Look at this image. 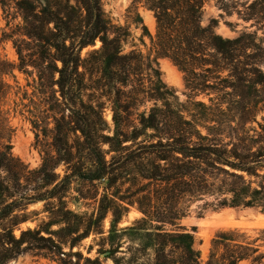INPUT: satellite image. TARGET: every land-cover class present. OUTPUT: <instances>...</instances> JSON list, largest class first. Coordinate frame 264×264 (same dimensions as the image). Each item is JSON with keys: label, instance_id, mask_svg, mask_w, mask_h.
<instances>
[{"label": "rangeland", "instance_id": "obj_1", "mask_svg": "<svg viewBox=\"0 0 264 264\" xmlns=\"http://www.w3.org/2000/svg\"><path fill=\"white\" fill-rule=\"evenodd\" d=\"M195 1L200 3L194 8L200 27L211 22L215 32L225 39L247 35L255 45L246 51L249 56L239 53L231 61L222 60L202 40L200 46L184 40L188 29L185 18ZM100 5L104 21L115 31L121 29L124 33L122 53L133 57L127 69L136 73V78H143L146 87L152 89L151 94L160 93L170 104V108L162 105L165 101L162 98L157 102L162 111L161 129H166L168 124L174 127L178 122L184 137L177 141L234 148L236 156L260 161V165L264 163V3L260 0H100ZM158 12L163 16L161 22ZM23 27L24 20L12 0H0V36L5 37L0 52L15 65L12 73L4 76L0 93V106L9 126L8 141L0 144H8L12 155L34 170L45 157H55V136L60 131L63 140L60 154L66 157L65 150L72 151V163L68 166L62 161L55 167L59 179L70 173V169L93 172L99 178L90 181L71 176L66 189H58L54 198L28 203L23 210L16 209L14 213L24 212L27 220L20 222L13 234L19 236L22 229L59 219L55 211L66 206L71 211L67 223L80 232L91 225L87 236L76 242L73 251L89 257L99 255L105 264H114L112 257L138 258L149 263L154 252L152 247L143 245L145 231L122 229L142 217L137 204L132 203L142 200V189L146 187V180L139 174L145 167L151 168V161H159L155 154L144 151L158 150L160 157L171 153L160 148L141 150L142 144L157 141L151 129L128 141L112 137L115 130L112 95L105 88L101 91L103 82L98 68L105 66L95 59L90 58L84 64L88 73L79 67L80 75L73 87L60 88L57 83L40 85L36 69L29 65L20 70L14 42L17 39L29 42L21 35ZM160 30L171 33L166 54L156 46ZM100 45L96 39L94 45L82 49L81 56ZM196 47L198 52L190 57V50ZM174 60L184 63L179 66ZM152 105V101H147L129 111L123 107L117 109L122 132L128 135L139 132L138 113ZM232 155L234 152L226 154L230 160L234 159ZM215 159L206 154L204 161L211 163ZM258 172L263 173L264 167ZM242 174L250 181L251 188L262 183L259 177ZM211 182L214 183L211 192L185 197L179 207L186 209L179 223L194 237L200 264L207 262L212 250L224 251L223 244L215 245L214 241L232 231L245 235L254 250L248 259L237 264H264V213L261 212L264 190L255 195H240L241 199L251 201L250 206L212 210L216 199L230 198L231 194L227 191L229 186L224 185L228 180L222 175H215ZM237 185L245 188L244 184ZM147 189L156 196L153 185ZM59 195L62 199L57 198ZM10 221L11 218L4 224L9 225ZM115 225L117 234L110 232ZM58 227L52 225L51 229ZM58 236L64 237L63 233L52 235L55 241H66ZM63 250L68 252L69 246L63 245ZM101 250H104L102 254L98 252ZM7 264H59V260L49 253L29 251Z\"/></svg>", "mask_w": 264, "mask_h": 264}, {"label": "trees", "instance_id": "obj_2", "mask_svg": "<svg viewBox=\"0 0 264 264\" xmlns=\"http://www.w3.org/2000/svg\"><path fill=\"white\" fill-rule=\"evenodd\" d=\"M260 1L264 3V0ZM12 2L24 20L21 35L29 40L26 42L25 39H17L16 43L14 42L19 58L17 67L20 70L32 66L38 72L40 85L57 83L60 88L73 87V82L80 75L79 67L82 66L83 71L88 73L85 63L90 58L95 59L105 66V69L98 68L103 82L101 91L105 88L112 95L115 125L112 137L117 141H128L137 139L142 134L145 135L146 130L151 129L157 141L142 144L141 150L160 148L171 153V156L160 157L156 149V152L144 151V154H155L159 157L157 159L159 161H151V168L145 167L139 174L146 180V187L142 189L144 192L142 200L132 203L137 204L142 217L136 220L134 225L122 229L145 231L146 241L143 245L146 248H153L151 261L148 263L139 261L138 258L125 260L112 257L114 264H200L199 253L194 249V237L185 232L184 226L179 223V219L186 213V209L179 208L181 202L185 197L211 192L214 186L211 179L215 175H222L228 180L224 185L229 186L227 191L231 197L216 199L212 210L239 205L250 206L251 201L246 198L241 199L240 195L263 193L264 172L259 173L258 170L264 167V163L260 165V161L236 156L238 153L234 148L219 149L214 145L200 142L177 141L180 137H184L183 129L178 122L174 127L168 124L166 129H161L159 125L163 123L160 117L162 111L157 102L159 98L165 99V97L160 96V93L151 94L152 89L146 87L143 78H136V73L127 69L130 68L133 57L131 54L122 53L121 42L124 33H121V29L115 31L112 25L104 21L100 0H12ZM1 3L5 4L3 1ZM198 4L200 3L195 1L188 9L187 19L185 18L188 29L184 40L193 44L197 42L199 46L202 40V44L213 49L222 60L231 61L240 56L239 53L244 57L249 56L246 51L255 45L247 35L225 39L215 32V26L211 22L203 28L200 27L194 11ZM157 14L161 22L163 16L159 12ZM170 35L171 33L167 32L161 33V30L158 33L156 46L163 54L169 53L167 40ZM4 39V35L0 36V46ZM96 39L101 42L100 47L87 51L86 56L82 57V49L94 45ZM26 45L29 47H25ZM196 51L197 47L191 49L190 57H193ZM174 61L179 66L184 63ZM58 62L61 63L60 66L57 65ZM14 68L15 65L9 63L0 52V93L4 86V76L12 73ZM56 73H58L57 78ZM147 101L153 102L152 107L138 113L139 125L143 132L140 129L134 135L123 133L117 109L123 107L129 111L133 106ZM162 105L170 108L166 99ZM54 119L57 120L56 117ZM127 122H130V117H127ZM8 130L7 117L0 106V141H8ZM62 141V135L57 131L54 144L55 157H45L41 166L34 170L29 169L19 158L13 156L8 144H0V264H7L29 251L57 256L59 264H105L99 255L89 257L84 256L80 251H73L76 242L87 236L91 225L80 232L67 223V214H71V211L66 209V206L55 211L59 219L42 221L41 225L33 229H22L19 236L13 234V229L18 227L20 222L27 220L24 212L14 213L16 209L23 210L28 203L54 198L56 196L54 192L58 189L61 191L66 189L71 176L90 181L99 178L93 172L84 173L80 169H70V173L59 179V175L54 172L55 167L62 161L68 166L72 163V151L65 150L66 157L60 154ZM232 152L235 155H232L234 159L230 160L226 154ZM206 154L215 156V161L206 163L204 161ZM242 173L259 177L262 183L259 187L251 188L250 181H247ZM238 183L244 184L245 188H240ZM149 184L154 186L156 196L147 189ZM48 186H52L50 190L47 189ZM62 197L57 196L58 199ZM261 212L264 213V206ZM9 218H11L9 225H5V220ZM52 225L59 227L52 230ZM110 232L117 234L116 225ZM59 233H63L64 237L58 236V238H66L65 242L53 239L52 235ZM218 243L223 244L224 251L218 253L217 250H212L205 264H237L240 260L248 259L251 256L250 251H254L251 247L252 242L248 241L245 235H239L234 231L219 236L214 241L215 245ZM63 245L69 246L68 252L63 250ZM102 251L104 250L98 252L102 254Z\"/></svg>", "mask_w": 264, "mask_h": 264}]
</instances>
